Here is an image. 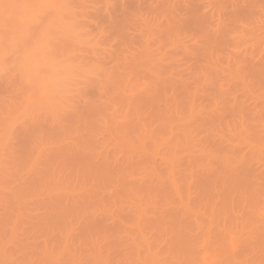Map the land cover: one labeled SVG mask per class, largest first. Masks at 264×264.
I'll list each match as a JSON object with an SVG mask.
<instances>
[{
  "label": "rangeland",
  "instance_id": "1",
  "mask_svg": "<svg viewBox=\"0 0 264 264\" xmlns=\"http://www.w3.org/2000/svg\"><path fill=\"white\" fill-rule=\"evenodd\" d=\"M0 264H264V0H0Z\"/></svg>",
  "mask_w": 264,
  "mask_h": 264
},
{
  "label": "bare ground",
  "instance_id": "2",
  "mask_svg": "<svg viewBox=\"0 0 264 264\" xmlns=\"http://www.w3.org/2000/svg\"><path fill=\"white\" fill-rule=\"evenodd\" d=\"M40 1H42V0H40ZM44 1V0H43ZM46 4H47V1H46ZM42 5H43V3H42ZM45 6V5H44ZM27 60V59H26ZM24 61V60H23ZM22 65V64H21ZM23 66V65H22Z\"/></svg>",
  "mask_w": 264,
  "mask_h": 264
}]
</instances>
